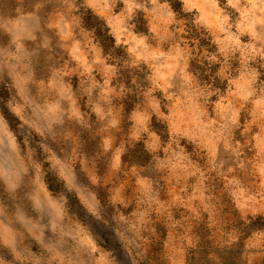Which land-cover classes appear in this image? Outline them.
Returning a JSON list of instances; mask_svg holds the SVG:
<instances>
[{
  "label": "rangeland",
  "instance_id": "rangeland-1",
  "mask_svg": "<svg viewBox=\"0 0 264 264\" xmlns=\"http://www.w3.org/2000/svg\"><path fill=\"white\" fill-rule=\"evenodd\" d=\"M0 264H264V0H0Z\"/></svg>",
  "mask_w": 264,
  "mask_h": 264
}]
</instances>
